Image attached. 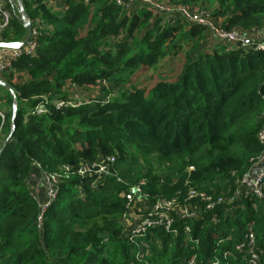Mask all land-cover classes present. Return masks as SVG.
Here are the masks:
<instances>
[{"label":"trees","instance_id":"trees-1","mask_svg":"<svg viewBox=\"0 0 264 264\" xmlns=\"http://www.w3.org/2000/svg\"><path fill=\"white\" fill-rule=\"evenodd\" d=\"M152 1L174 12L162 15L137 1L124 8L113 0H64L62 10L47 0L6 1L10 20L1 41L25 36L19 3L40 35L33 57L0 70L17 102L14 132L0 154V264H186L192 257L194 264L214 257L244 264L236 246L249 233L264 264V191L233 199L236 181L264 163V51L211 38L210 27L177 11L184 6L221 31L264 41V0ZM183 47L170 79L160 64ZM148 69L159 78L136 81ZM98 84L103 99L55 107ZM39 104L45 112L31 115ZM11 105L0 85V146ZM109 157L120 181L77 173ZM47 176L57 180L55 196L41 212ZM141 181L152 202L183 201L189 189L222 201L206 210L198 198L194 218L172 217L175 232L133 234L122 221L132 215L124 194ZM141 202L133 200V213ZM227 251L233 255L224 260Z\"/></svg>","mask_w":264,"mask_h":264},{"label":"built area","instance_id":"built-area-1","mask_svg":"<svg viewBox=\"0 0 264 264\" xmlns=\"http://www.w3.org/2000/svg\"><path fill=\"white\" fill-rule=\"evenodd\" d=\"M7 0H0V31H2L10 20V12L6 8ZM137 1L138 4L147 6L154 9L159 14H172L174 12L173 8H169L162 3H156L152 0H113L114 4L124 8H130L134 4L132 2ZM49 6H52L56 10H62L64 8V0H47ZM132 3V4H131ZM178 13L184 17L189 22L196 23L200 26L207 27L209 30H213V35L211 38H214L219 41H228L234 43V45L242 48H251L255 51H264V42L262 40H256L255 42H250L251 37L245 36L237 32H224L217 29L214 22L209 21L205 16L191 13L184 6L179 7L177 10ZM170 17V16H168ZM210 27V28H209ZM40 28H32L30 39L18 49H5L0 48V70L9 68L11 61H15L23 56L33 57L36 54L37 49V38L40 35ZM50 31V27H47ZM0 37V43H2ZM250 43L252 45H250ZM68 92L76 91L73 85L65 86ZM82 100L79 96L74 95L68 98L67 101H59L55 103L56 108H63L67 106L77 107L80 105ZM45 112L43 104L37 105L34 109L30 110L31 115H42ZM264 118V112L262 114ZM0 120L4 121V114L0 109ZM1 132V127H0ZM258 141L264 147V125L260 132L258 133ZM114 164V158L109 157L106 160L101 161L100 163H92L90 166L83 167L78 170L80 176L85 175H105V176H114L117 181H120V178L117 176L114 170L110 167ZM262 169V172L258 174H251L252 170ZM191 169V168H190ZM189 169V170H190ZM67 170V168H66ZM44 180V185L46 188V199L42 200L41 203V212H43L46 207L50 204V200L54 198L55 191L53 189V184H56L57 180L55 177L47 176ZM51 185L49 187L48 185ZM145 185L144 181H141L136 186H134L130 193L124 194V199L126 202V208L131 211V214H126L123 216L125 225H127L128 230H131L133 234L142 233L151 228L161 227L166 231L175 232V223L180 219H192L196 215V201L199 200L206 204V210H212L216 205L220 204L222 199H217L213 201L205 193L196 192L195 190L189 189L186 192V197L183 201H179L177 197L171 199H154L153 202L149 201L148 195L143 192V187ZM236 191L233 195V199L246 198L249 195H256L258 198H261L264 191V163L262 160L253 167L248 174L244 175L236 181ZM38 193V192H37ZM35 193V194H37ZM34 194V193H32ZM39 194V193H38ZM138 196H142V202L136 206L135 210L139 214L133 213V200L137 199ZM37 199V198H36ZM173 216L177 217V221L174 223ZM190 229L185 227V232H189ZM197 242V241H196ZM237 251L242 254L241 260L244 264H263L261 262L262 251L256 247L255 239L252 233L245 235V239L242 243L236 246ZM232 252L227 251L223 255V259L227 256H232ZM195 258L192 257L187 260L186 264H194ZM209 264H221L218 257H214L213 261Z\"/></svg>","mask_w":264,"mask_h":264},{"label":"rangeland","instance_id":"rangeland-1","mask_svg":"<svg viewBox=\"0 0 264 264\" xmlns=\"http://www.w3.org/2000/svg\"><path fill=\"white\" fill-rule=\"evenodd\" d=\"M208 43L211 44V46H213L214 44L207 41ZM206 42V43H207ZM206 43H204V45H200L199 46V50H204L206 49L204 46L206 45ZM183 49L184 47L181 49V51L179 50V48H177L176 53L173 56H169V60L165 63L163 62L162 64H160L159 71L162 70L163 75H170L171 78L170 79H174L178 73V69L181 65L182 59H183ZM193 54V53H192ZM151 77L152 78V82H155L159 76H158V72L156 71H152V70H146L141 76H139L136 81L140 82V83H144L146 78ZM103 87L102 84H98L96 85L93 89L90 90V88H88V92H86L85 96H84V100H90L93 98H98V99H103L104 98V92L103 94L101 93V88ZM80 97L82 98L83 95H80ZM46 185V183H45ZM47 186V185H46ZM49 187H51V185H48ZM31 191L32 193H37L39 191V188H35L34 185H31Z\"/></svg>","mask_w":264,"mask_h":264},{"label":"water","instance_id":"water-1","mask_svg":"<svg viewBox=\"0 0 264 264\" xmlns=\"http://www.w3.org/2000/svg\"><path fill=\"white\" fill-rule=\"evenodd\" d=\"M18 16L19 19L23 25V28L25 29V36L24 38L19 41V42H15V43H6V42H2L0 43V48H5V49H18L21 46H23L29 39L31 36V30H32V24L31 22L27 19L21 4L19 3V10H18ZM0 85L5 87L12 95V105H11V114H10V128L9 131L5 137V139L3 140L1 146H0V154L2 152V150L4 149L5 145L8 143V141L10 140L13 132H14V128H15V118H16V110H17V102H16V97L14 95V92L11 90V88L6 85L2 80H0ZM262 172V169H255L251 171V174H258Z\"/></svg>","mask_w":264,"mask_h":264},{"label":"crops","instance_id":"crops-1","mask_svg":"<svg viewBox=\"0 0 264 264\" xmlns=\"http://www.w3.org/2000/svg\"><path fill=\"white\" fill-rule=\"evenodd\" d=\"M0 80H2V79L0 78ZM65 89H66V87H65ZM66 90H67V89H66ZM67 92H68V91H67ZM80 95H82V92H81ZM80 95H79V96H80ZM80 98H81V97H80ZM83 98H84V97H82L81 100H82ZM82 101H85V100H82ZM37 182H38V181H37ZM37 182H35V185L38 184ZM36 187H37V186H36ZM36 187H35V188H36Z\"/></svg>","mask_w":264,"mask_h":264}]
</instances>
